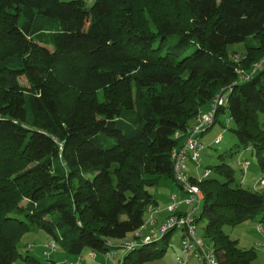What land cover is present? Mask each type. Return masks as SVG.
I'll list each match as a JSON object with an SVG mask.
<instances>
[{
    "label": "trees",
    "instance_id": "obj_1",
    "mask_svg": "<svg viewBox=\"0 0 264 264\" xmlns=\"http://www.w3.org/2000/svg\"><path fill=\"white\" fill-rule=\"evenodd\" d=\"M235 43L246 50L237 62ZM262 58L264 0H0V264L37 262L18 248L30 230L96 255L136 239L149 218L161 222L150 188L173 179L185 191L174 177L184 139L175 134L216 94L225 99L214 122L227 112L237 142L200 181L203 170L187 171L203 195L194 222L218 264H252L254 250L223 227L264 223V190L244 185L225 158L251 150L264 178ZM169 204L163 220L184 214ZM174 231L140 241L117 264L163 256L157 244Z\"/></svg>",
    "mask_w": 264,
    "mask_h": 264
},
{
    "label": "rangeland",
    "instance_id": "obj_2",
    "mask_svg": "<svg viewBox=\"0 0 264 264\" xmlns=\"http://www.w3.org/2000/svg\"><path fill=\"white\" fill-rule=\"evenodd\" d=\"M83 1L86 3V6L92 2V0ZM249 42L254 44L256 43L253 38H250ZM228 49L236 62L237 60H240L243 55H245L246 51L243 43L228 45ZM263 59L264 58L260 59V61ZM260 61L254 62L252 64V69L256 67L255 65H258ZM216 119L217 120L214 122V124L207 127L205 131L199 136L200 141L205 147L201 151V168L197 170L195 175H199L205 166L216 164L218 162L217 155L224 152L226 149H229L237 142L236 136L229 130V128L233 126V121L229 120L228 113L221 112L217 115ZM219 135H221L220 142L214 143V139ZM241 158H245L249 161L248 169L245 172L247 178L253 181H258L257 179L261 177V173L257 165L256 156L251 152V150L241 149L232 156L225 158V162H227L232 167L234 176L240 179L242 174L240 173L241 170L238 165V160ZM189 163H191V161H189L188 164ZM154 189L157 194L169 195L173 191H178V186L173 179H169L166 183V186L164 185L150 188V190ZM199 211L195 212L194 216H198ZM260 227H263L264 229V223L259 222L257 218L246 220L237 225H225L223 227V230L230 238L237 240V244L240 248L254 250L256 255L252 260V264H264V230H260ZM197 228L204 243L211 247L210 239L205 237L202 231V222L197 224ZM37 232V230H30L29 232L25 233L18 244L19 251L23 255H34V257L37 259V262L33 263L16 259L11 264H52V262H55V264H61L60 261H62L64 258L67 259L68 257H72L77 259L80 256L84 257L88 252V249H84L80 255H75L68 253L58 246L51 249L49 255L47 256L43 253V251L49 249L48 245L51 241L47 242L42 240L41 236H37ZM42 235H45L46 238L49 239V235L44 233H42ZM179 238L180 232L175 230L170 236L168 244H166L164 240L159 241L157 245L165 248L164 255L142 264H175L176 255L181 253ZM115 243L118 244L117 241ZM124 254V248H117L114 253H109L106 255L104 253H97L96 255L98 258H102L104 255L106 256L103 262L104 264H116L122 259Z\"/></svg>",
    "mask_w": 264,
    "mask_h": 264
},
{
    "label": "built area",
    "instance_id": "obj_3",
    "mask_svg": "<svg viewBox=\"0 0 264 264\" xmlns=\"http://www.w3.org/2000/svg\"><path fill=\"white\" fill-rule=\"evenodd\" d=\"M264 61L261 60V62ZM261 63L255 65V69L260 68ZM241 79H247L252 75V72L245 74L240 72ZM225 96L216 94L212 99L209 107L205 110H200L194 121L188 126L184 133H176L175 137L182 136L184 139L178 149L173 150V169L175 179L184 187L187 194L185 202L189 204L190 209L184 214L177 216L171 214L167 219L156 224L153 218H149L136 231V239L125 240L121 243V248L128 252L135 248L139 242H152L158 240L169 230H178L180 232V249L181 255L176 257V264H185L188 260L193 259L202 264H218L217 258L199 235L197 224L194 222V213L198 211L199 204L202 200V192L200 188L191 183L187 174V164L189 161L193 164L195 169L201 167V151L204 149V144L200 141V134L214 122L217 107L224 102ZM221 135L214 139V143H219ZM240 169L244 172L249 166L247 159L238 160ZM210 174L209 169H203L202 174L198 176L197 181ZM171 204L168 205L167 210L173 212L178 204L175 194L170 195ZM49 249L44 250L45 255H49L51 249L55 248V243L50 242ZM93 258L95 253L90 254Z\"/></svg>",
    "mask_w": 264,
    "mask_h": 264
},
{
    "label": "crops",
    "instance_id": "obj_4",
    "mask_svg": "<svg viewBox=\"0 0 264 264\" xmlns=\"http://www.w3.org/2000/svg\"><path fill=\"white\" fill-rule=\"evenodd\" d=\"M229 145V144H228ZM187 171L190 175H195L197 170L195 169V167L189 163L187 164ZM248 169V168H247ZM247 170H245L244 172L241 170L240 173L242 174L241 177H240V180L243 181V184L246 185L249 189L251 190H255V191H262L264 190V178L260 177L259 179H257L258 181H253V180H250L249 178H247V176L245 175V172ZM262 176V174H261ZM169 179H166V180H162L160 186H166V183ZM178 186V185H177ZM180 190V191H179ZM153 193L155 195V198L157 200V204H156V207H155V211H156V216L158 217L159 221H162L167 212L165 210V207L167 204H169L170 200H169V195L171 193H175L177 195V201H178V204H177V211H188L190 209V206L188 203L185 202V199L187 198V194L185 193V191H183L179 186H178V191H173L171 192L169 195H164V194H157L155 192V189L153 190ZM260 230H264L263 227H260ZM37 236H41L42 237V240L44 241H51L52 238L49 237V239L46 238L45 235H42V233L40 232H37L36 233ZM180 240V238H179ZM44 250V248H43ZM42 250V251H43ZM91 251L88 250L87 254L83 257V256H80L79 258H72V257H68L67 259L64 258L61 262V264L64 262L65 264H89V263H92V264H104V260H105V255L106 254H109V253H104V257L102 258H98L97 255H95V257L93 258L91 255ZM178 255H181L180 254H177L176 257ZM176 259V258H175ZM191 262H194V263H191ZM52 264H55V262H52ZM117 264V263H116ZM185 264H202V263H199V262H196L195 260L193 259H190L188 260Z\"/></svg>",
    "mask_w": 264,
    "mask_h": 264
}]
</instances>
